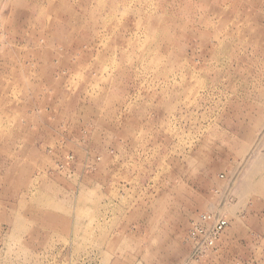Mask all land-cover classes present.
I'll use <instances>...</instances> for the list:
<instances>
[{"label": "rangeland", "instance_id": "obj_1", "mask_svg": "<svg viewBox=\"0 0 264 264\" xmlns=\"http://www.w3.org/2000/svg\"><path fill=\"white\" fill-rule=\"evenodd\" d=\"M185 263L264 264V0H0V264Z\"/></svg>", "mask_w": 264, "mask_h": 264}, {"label": "built area", "instance_id": "obj_2", "mask_svg": "<svg viewBox=\"0 0 264 264\" xmlns=\"http://www.w3.org/2000/svg\"><path fill=\"white\" fill-rule=\"evenodd\" d=\"M227 223L223 216L206 213L200 214L193 220L187 235L188 240L192 242L190 255L196 259L213 248Z\"/></svg>", "mask_w": 264, "mask_h": 264}]
</instances>
